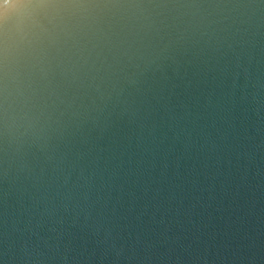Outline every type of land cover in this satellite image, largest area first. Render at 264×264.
Returning a JSON list of instances; mask_svg holds the SVG:
<instances>
[{"label": "water", "instance_id": "1", "mask_svg": "<svg viewBox=\"0 0 264 264\" xmlns=\"http://www.w3.org/2000/svg\"><path fill=\"white\" fill-rule=\"evenodd\" d=\"M0 264H264V0H0Z\"/></svg>", "mask_w": 264, "mask_h": 264}]
</instances>
